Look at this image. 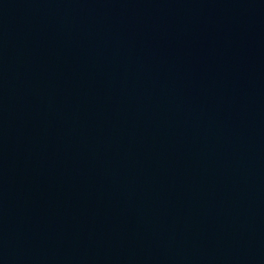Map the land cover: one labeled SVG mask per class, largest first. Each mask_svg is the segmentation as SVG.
<instances>
[{
	"label": "water",
	"instance_id": "water-1",
	"mask_svg": "<svg viewBox=\"0 0 264 264\" xmlns=\"http://www.w3.org/2000/svg\"><path fill=\"white\" fill-rule=\"evenodd\" d=\"M0 264H264V0H0Z\"/></svg>",
	"mask_w": 264,
	"mask_h": 264
}]
</instances>
